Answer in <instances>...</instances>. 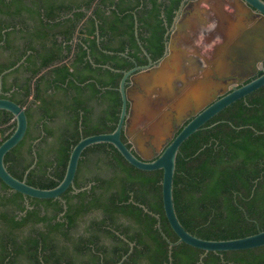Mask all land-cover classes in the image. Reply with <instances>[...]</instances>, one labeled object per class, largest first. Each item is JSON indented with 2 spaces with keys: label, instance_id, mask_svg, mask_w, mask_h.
Segmentation results:
<instances>
[{
  "label": "trees",
  "instance_id": "1",
  "mask_svg": "<svg viewBox=\"0 0 264 264\" xmlns=\"http://www.w3.org/2000/svg\"><path fill=\"white\" fill-rule=\"evenodd\" d=\"M31 1L39 5L0 0V74L25 57L4 74L2 96L23 105L28 116L26 134L5 162L17 177L52 187L82 136L116 127L120 80L135 61L127 42L112 39L118 22L129 20L134 40L135 16L145 19L149 0H69L55 6L49 4L54 0ZM252 103L239 98L180 146L175 207L183 225L201 237L264 229V100ZM15 127L13 113L0 109V144ZM122 138L128 141L124 130ZM162 179V168H139L110 142L88 146L74 186L59 197L15 190L11 200L18 209H0V264H110L128 253L130 242L133 250L121 264H203L204 249L184 241L173 246L170 260L169 241L152 213L177 240L164 209ZM25 197L34 208L22 213ZM203 261L264 264V245L211 250Z\"/></svg>",
  "mask_w": 264,
  "mask_h": 264
},
{
  "label": "water",
  "instance_id": "2",
  "mask_svg": "<svg viewBox=\"0 0 264 264\" xmlns=\"http://www.w3.org/2000/svg\"><path fill=\"white\" fill-rule=\"evenodd\" d=\"M204 1L208 6L202 7V9L197 7L196 10L191 11L183 24L184 28L189 27V30L193 31L195 27L198 31L197 25L206 23L207 14L209 13L212 16L207 19L218 21L217 32L223 37V44L218 45L211 55L213 68H208V71L204 73L206 76L194 82L191 94L184 95H179L181 85L178 81L182 75L163 71L165 66L163 68L161 65L155 66L150 73L147 72V66L144 65H135L124 70L119 84L122 106L116 127L112 131L82 136L71 150L63 178L52 187L33 185L27 182L26 176L19 178L14 175L6 165V153L18 144L26 134L28 116L23 105L10 97L2 96L3 76L18 66L25 57L14 66L5 69L0 74V109H7L13 113L16 119V127L0 144L1 179L12 189L18 190L26 196L40 198L59 197L70 185L74 186L75 175L83 151L92 144L110 142L135 166L142 169H163L162 192L164 209L172 228L178 235V239L171 240L162 229L160 216L150 211L147 207L145 209L159 217L158 225L169 241L170 260H172L173 246L183 241L204 249L201 255L203 264L204 256L211 250L244 249L264 245V229L232 238L201 237L192 233L183 225L175 207L174 175L181 144L226 106L264 84L263 72L239 86L232 83V90L220 97H216L209 104H205L206 106L204 105L212 90L226 86V79L229 73H234L235 77L238 76L237 82H240V77L245 74V70L256 69L257 64L263 60L264 0ZM185 2L186 0L182 1L181 8ZM248 9L251 13L260 16L255 18L249 27H246L247 23L244 17L249 12L247 11ZM195 14H198V17L202 16L198 22H196ZM244 30L246 32L243 33ZM245 33L248 35V44L244 42ZM210 71L211 73H209ZM183 75L185 76V74ZM129 78L135 79L134 85H127ZM228 82L236 81L231 80ZM130 101L132 102V112L129 111ZM190 108H193L194 116L176 134L169 138L178 129L177 124L182 122L183 114H186ZM123 130L128 137V141L122 138ZM128 142L133 143V145L129 146ZM76 190H80V188ZM130 245L128 253L124 254L119 261L110 264H121L133 250L134 242H130Z\"/></svg>",
  "mask_w": 264,
  "mask_h": 264
},
{
  "label": "flooded vegetation",
  "instance_id": "3",
  "mask_svg": "<svg viewBox=\"0 0 264 264\" xmlns=\"http://www.w3.org/2000/svg\"><path fill=\"white\" fill-rule=\"evenodd\" d=\"M27 1V4L39 5L35 4L31 0ZM38 1H40V4H42L47 0ZM63 1L66 2L69 0H54V2H49V4H54L55 6L56 4H59ZM182 1L183 0H149L145 19H142L140 21L138 17L135 16V23L133 26V32L135 34L134 40L130 35L132 29L131 22L129 20L118 22L116 30L119 31V34L115 35L112 39L114 44H120L121 42H127L129 44V46H126V50L132 52L131 57L135 61V64L133 66H147L146 70L150 73L153 67L161 65L162 68L163 66H165V69L163 68V71L167 73H177L180 74V76L182 75L181 79L178 81L181 85V91L179 92V95L191 94L193 91L192 85L194 84V82L200 80L203 76H206L204 73L208 71V68H213V61L211 56L210 58H201L199 55L200 50L198 48L195 49L196 54L194 56H189L185 50L186 46H192L197 30L195 27L193 31L189 30V27L184 28L183 23L185 22L188 14L191 11L196 10L197 7H199V9H202V7L208 6V4L204 0H186L185 4L181 8ZM157 4L158 7L155 8V5ZM235 6H233V8H235ZM156 10H159V14L157 16L154 14V11ZM247 11L249 12H247L244 20L247 23L246 27H249L251 25V22L255 18H258L260 15L251 13L249 9ZM195 15L196 22H198L200 18H202V16L198 17V14ZM211 16L212 15L210 13L207 14V18H210ZM199 26L200 25H197L198 28ZM244 32H246V30H244L243 33ZM104 37L109 40V37ZM209 39H211V37ZM248 41V35L245 33L244 42L248 44ZM133 53L139 54L140 59L134 56ZM4 55H1V57H3ZM204 65H206V67ZM263 72L264 58L257 64L256 69L250 68L249 70H245V74L240 77V82H237V79H239L238 76L235 77L234 73H229L226 79V86H221L218 89L212 90L210 92V95L207 97L208 99L204 103V105L209 104L210 102L215 100L216 97H220L224 93L232 90V83H235L237 86H239L254 79ZM209 73H211V71ZM183 74H185V76ZM134 80V78H129L127 85H134ZM231 80H234L236 82H228ZM242 98L249 106L253 105V100H264V84L259 88L251 91L247 95L243 96ZM131 105L132 102L130 101V112H132ZM192 111L193 108H190V110H188L186 114H183L182 122L180 124H177L178 129L175 130V133H172L169 138L176 134L178 130H180L182 126L194 116ZM131 144L133 145V143ZM138 153L140 154L139 150ZM36 161L37 158L32 164L33 166L35 165ZM32 165L31 167H33ZM4 186V182L0 180V202L3 200L6 201L7 204H9L4 205L0 203V209H18V207L12 204L13 200H11V198L14 197L13 193L15 192V190L10 187L5 188ZM22 201H24L22 203H26L25 207L23 208L24 211L22 213H24L26 209L34 208L30 204V198L25 197V200L23 198Z\"/></svg>",
  "mask_w": 264,
  "mask_h": 264
},
{
  "label": "clouds",
  "instance_id": "4",
  "mask_svg": "<svg viewBox=\"0 0 264 264\" xmlns=\"http://www.w3.org/2000/svg\"><path fill=\"white\" fill-rule=\"evenodd\" d=\"M206 23L199 26L198 31L193 40L192 46H186L185 50L189 56H194L195 49L200 50V57H209L215 51L218 45L223 44V37L217 32L218 21L215 19H207ZM211 37V39H209ZM203 63V59H202ZM206 67V65H204Z\"/></svg>",
  "mask_w": 264,
  "mask_h": 264
}]
</instances>
